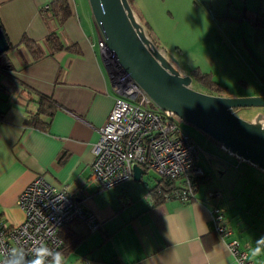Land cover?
Listing matches in <instances>:
<instances>
[{
  "label": "crops",
  "instance_id": "0c3cea01",
  "mask_svg": "<svg viewBox=\"0 0 264 264\" xmlns=\"http://www.w3.org/2000/svg\"><path fill=\"white\" fill-rule=\"evenodd\" d=\"M54 1L67 3L64 21L50 10ZM0 24L13 45L6 52L8 71L0 67L5 88L0 90V218L10 226L23 222L18 198L42 174L100 221L71 253L47 264L55 259L61 264H237L227 246L232 240L254 263L264 264V244L244 238L250 224L242 225L234 212L227 218L222 198L209 196L218 189L208 164L194 197L186 200L154 194L164 182L151 179L147 166L137 179L132 175L111 189L99 190L89 181L98 130L122 97L117 92L124 91L103 64L88 0H0ZM51 34L61 47L48 41ZM23 39L36 45L40 59ZM40 106L42 124L35 126L30 120ZM215 205L229 231L223 238L211 221ZM232 221L238 226L231 227Z\"/></svg>",
  "mask_w": 264,
  "mask_h": 264
},
{
  "label": "rangeland",
  "instance_id": "374dc122",
  "mask_svg": "<svg viewBox=\"0 0 264 264\" xmlns=\"http://www.w3.org/2000/svg\"><path fill=\"white\" fill-rule=\"evenodd\" d=\"M130 4L156 46L178 70L192 76L195 89L218 96L264 94V0H130ZM153 110L162 112L155 105ZM263 111L264 107H250L238 114L252 120ZM170 118L198 145L197 164L209 165L227 218L234 212L242 225L250 224L243 233L246 241L264 244V171L217 147L174 114ZM147 173L151 179L160 177L149 167Z\"/></svg>",
  "mask_w": 264,
  "mask_h": 264
},
{
  "label": "built area",
  "instance_id": "2783aa9c",
  "mask_svg": "<svg viewBox=\"0 0 264 264\" xmlns=\"http://www.w3.org/2000/svg\"><path fill=\"white\" fill-rule=\"evenodd\" d=\"M98 44L105 49L101 39ZM119 81L132 99L117 97L99 128L98 140L92 146L89 181L99 190L111 189L132 176L134 165L147 166L163 179L181 180V185L165 198H193L205 175L197 164V144L170 118V113L154 111L152 100L138 85L123 74ZM209 196L222 198L219 190ZM18 206L24 212L21 224L10 226L0 218V264H33L38 253L47 264L62 245L58 236L61 226L77 220L88 232L100 227L98 218L81 201L42 174L21 192ZM211 221L220 238L229 233L218 205L211 210ZM227 246L237 264H256L236 240Z\"/></svg>",
  "mask_w": 264,
  "mask_h": 264
},
{
  "label": "water",
  "instance_id": "95a60500",
  "mask_svg": "<svg viewBox=\"0 0 264 264\" xmlns=\"http://www.w3.org/2000/svg\"><path fill=\"white\" fill-rule=\"evenodd\" d=\"M105 43L103 64L110 78L123 74L138 85L162 112L174 114L220 144L222 149L264 171V114L252 120L239 116L241 109L264 107L260 96H218L198 91L193 78L172 65L166 52L151 39L129 0H88ZM10 48L0 27V55ZM0 80V90H4ZM122 89V87H121ZM123 90V89H122ZM118 95L132 99L125 92ZM142 171L133 166V177Z\"/></svg>",
  "mask_w": 264,
  "mask_h": 264
},
{
  "label": "trees",
  "instance_id": "16d2710c",
  "mask_svg": "<svg viewBox=\"0 0 264 264\" xmlns=\"http://www.w3.org/2000/svg\"><path fill=\"white\" fill-rule=\"evenodd\" d=\"M129 2H130V0H129ZM50 10L52 11L53 14L58 16L59 21H64L69 15V9H68L67 3H65L63 1L52 2L50 5ZM0 27L3 30V27L1 24H0ZM3 32H4V30H3ZM5 37H6V35H5ZM23 41H24V44L29 48L30 52H32V54L34 55L35 60H38L42 57V54L37 50V47L33 42H31L27 39H23ZM48 41H50L54 45V47H61V43L55 34L49 35ZM9 45H10V47L13 46L11 43H9ZM6 55H7L6 53H3L2 55H0V67H4L5 69H7L5 71H8V62H7ZM0 70H1V68H0ZM203 77L208 79V77L206 75ZM199 79H202V78H199ZM41 110H42V106H40L37 113L33 114L32 118H31L32 121L30 120L31 123L35 124V126L42 124L41 119H40ZM203 178H205V176H202L200 179L202 180ZM162 182H164L162 189L154 190V194H157L159 197H162V196L164 197L165 194L170 193L172 189L174 190L176 188V186L174 185L175 181H173V180H168V179L162 178ZM159 190H160V192H159ZM87 232L88 231L85 230L83 225L77 220L72 221L70 223H66L63 226H61L59 229V232H58V236L62 241V245L56 251V253L54 254V256L52 258H57V257L60 258V257L66 256L69 253H71V251H73V249L84 239Z\"/></svg>",
  "mask_w": 264,
  "mask_h": 264
},
{
  "label": "clouds",
  "instance_id": "9594fccd",
  "mask_svg": "<svg viewBox=\"0 0 264 264\" xmlns=\"http://www.w3.org/2000/svg\"><path fill=\"white\" fill-rule=\"evenodd\" d=\"M259 254V249L256 250V252H254L252 254L253 258H256ZM33 264H43V258H42V254L38 253L37 255V259L35 261H33ZM53 264H61L60 259H55Z\"/></svg>",
  "mask_w": 264,
  "mask_h": 264
},
{
  "label": "bare ground",
  "instance_id": "6f19581e",
  "mask_svg": "<svg viewBox=\"0 0 264 264\" xmlns=\"http://www.w3.org/2000/svg\"><path fill=\"white\" fill-rule=\"evenodd\" d=\"M172 65H174V64L172 63Z\"/></svg>",
  "mask_w": 264,
  "mask_h": 264
}]
</instances>
